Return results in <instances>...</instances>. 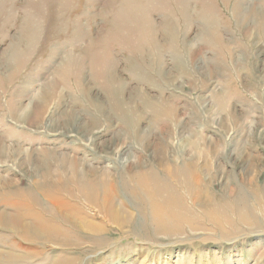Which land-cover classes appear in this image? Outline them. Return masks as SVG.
<instances>
[{"label":"rangeland","instance_id":"rangeland-1","mask_svg":"<svg viewBox=\"0 0 264 264\" xmlns=\"http://www.w3.org/2000/svg\"><path fill=\"white\" fill-rule=\"evenodd\" d=\"M119 1L0 0V142L17 150L9 155L11 174L0 168V179L13 173L14 194L24 199L36 196L27 174L58 158L68 172L115 167L127 176L150 172L182 149L185 159L203 156L216 200L248 212L244 223L231 217L218 229L204 223L170 236L139 230L136 213L131 228L106 225L89 241L73 235L77 248L46 244L27 264H264V0H183V18L175 0H150L151 36L142 29L140 38L136 21L112 25ZM250 8L258 22L243 19ZM64 111L75 125L61 118ZM199 210L188 216L200 221ZM8 234L0 231V243Z\"/></svg>","mask_w":264,"mask_h":264},{"label":"bare ground","instance_id":"bare-ground-1","mask_svg":"<svg viewBox=\"0 0 264 264\" xmlns=\"http://www.w3.org/2000/svg\"><path fill=\"white\" fill-rule=\"evenodd\" d=\"M159 1L156 0V2ZM175 1L177 2L178 15L183 18L187 10H185V6L188 5L181 2L183 0ZM126 2L127 0L119 1V9L114 13L112 25L122 22L124 26L125 22L136 21L138 25H135V34L139 38L151 36V24L147 17L150 0H144V2L130 0L128 5L125 4ZM181 4L182 7H180ZM124 7L125 11L122 13ZM128 8L135 13L131 14ZM248 12L250 13L248 14ZM248 12L247 16H242L243 19L246 22L249 20L258 22L256 10L250 8ZM125 13L131 15L125 18ZM139 15H142V18ZM168 15L172 18V13L169 12ZM238 15L234 14L235 17H240ZM145 26L146 29H144ZM262 26L263 24L260 29ZM142 29L144 32L140 36ZM108 39L110 40V38ZM140 43L143 44L141 40L136 43L137 48L132 44L131 51H140ZM91 56L98 57L97 54ZM146 56L148 58L149 55ZM150 56L152 59V54ZM98 60L101 61V58ZM98 60L95 61L98 62ZM140 60L142 61V59ZM147 61L149 60L147 59ZM160 73L157 76H160ZM152 107L157 108L153 105ZM25 112L26 108H23L17 115H14L18 116V120H23ZM34 112L36 117L41 116V110L33 111L30 116ZM61 118H64L66 122L72 121V125H75L74 115L70 111H64ZM83 129H87V125ZM97 132H99L98 129H95L92 134ZM7 150H10L9 154H6ZM115 153L119 159L121 154L118 150ZM12 154L13 156L17 154L15 147H7L3 142H0V168L3 169L2 172L6 176L11 174L9 166L12 165V162L9 161V155L12 156ZM174 154L176 157H171L172 162L169 159L163 165L157 164L154 166V170L150 167L152 170L150 172L130 173L126 170V173H123L127 176H119L120 172L115 170V167L97 168V171L91 167V170L85 172L84 168L78 171L76 166H72L69 168L71 169L70 174L68 170L64 169L65 161L58 158L59 161L54 162L53 165L43 163L42 169L40 168L38 171L33 169L31 173L27 174L35 182L33 186L36 196L26 194L24 199H20L23 197L14 194V191L19 187V180L15 175L12 173L11 178L2 177L0 179V231L7 235L10 233L13 237L9 240L4 238V242L0 243V264L34 262L40 257V250L42 251L46 244H50L58 250L77 248L75 246L79 247L81 244L73 235L85 233L89 241L90 238L95 239L99 235H103L108 230L106 225L118 231L126 227L131 228L136 213L142 217L141 226L136 228L140 230L143 226L148 227L151 233L166 234V236L179 234L183 230H187L188 233L197 229L201 230L200 226H205L206 223L208 227L218 229L223 224H230L231 217H239L240 222L244 223V210L248 212L246 207L232 204V200L227 203L216 200L211 195L212 181L209 179H212V176H207V170L204 171V166L199 164L198 158L203 157L201 154L199 156L194 153L187 159L183 158L182 149L174 151ZM48 157L53 159L56 156L50 154ZM121 162L123 163L121 169L125 170L127 160L121 159ZM161 169L169 171L165 172ZM205 184H207L206 188L202 187ZM36 186H44V188L38 190ZM119 190L122 191V194L119 193ZM84 196L87 197V201ZM124 199L129 201V204ZM185 200H189L188 206ZM217 202H222V204L218 205ZM260 205H262L261 200ZM85 207H87V213ZM196 208H204V212L199 210L201 217L198 222L195 221L197 219L188 216L189 214L193 215ZM151 235L153 236V234ZM52 263L71 264L61 259L53 260Z\"/></svg>","mask_w":264,"mask_h":264}]
</instances>
